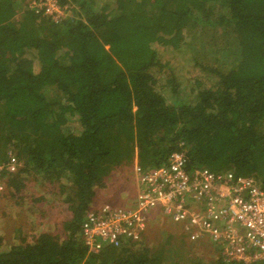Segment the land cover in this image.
<instances>
[{
	"label": "trees",
	"instance_id": "1",
	"mask_svg": "<svg viewBox=\"0 0 264 264\" xmlns=\"http://www.w3.org/2000/svg\"><path fill=\"white\" fill-rule=\"evenodd\" d=\"M26 1L0 0V161L20 163L2 200L34 206L44 229L18 219L0 264H179L166 251L183 256L182 238L88 253L80 235L119 169L175 152L188 172L252 177L264 192V0H58L69 12L57 21ZM52 208L65 217L49 229Z\"/></svg>",
	"mask_w": 264,
	"mask_h": 264
},
{
	"label": "built area",
	"instance_id": "2",
	"mask_svg": "<svg viewBox=\"0 0 264 264\" xmlns=\"http://www.w3.org/2000/svg\"><path fill=\"white\" fill-rule=\"evenodd\" d=\"M25 7L42 11L54 21L69 12V6L58 4V0H29ZM185 163L184 154L175 152L156 168L143 170L135 164L137 189L130 204H104L84 216L80 235L87 252L137 242L149 220L170 218L182 226L187 240L208 238L225 263H264V192L256 181L206 168L188 172ZM18 167L19 161L8 151L0 161V203L5 177Z\"/></svg>",
	"mask_w": 264,
	"mask_h": 264
},
{
	"label": "rangeland",
	"instance_id": "3",
	"mask_svg": "<svg viewBox=\"0 0 264 264\" xmlns=\"http://www.w3.org/2000/svg\"><path fill=\"white\" fill-rule=\"evenodd\" d=\"M27 2L28 1L23 3V5L24 6L27 5ZM23 5H22V7H23ZM119 171L122 172V174L118 176L117 180H115L114 182L112 180V182L113 183L121 182L126 187L131 189L133 187L132 183L136 182V180H134L135 177L130 180V178L132 176H134L133 173H132L131 167L126 168V169L125 168L119 169ZM32 191L37 196L40 195V196H43L44 198H46L47 200L49 199L50 202L53 201L52 196L49 193L46 192V188H42L40 185L32 183L31 187L29 188V193L31 194ZM103 192H104L103 190H98L97 191L96 197H95V199L93 201L94 204L98 203V200L101 197H103L104 195L107 196V194H102ZM44 203H42V204H44ZM0 206H1L0 210L3 212L2 214L0 213L1 214L0 215V235L4 234V237H8V239L11 238L10 229L13 226L17 227L20 224L21 221H18V219L19 220L25 219V221L33 222L34 226H36L34 228H37V225H39L40 221H42V219L39 218L40 217L39 216L40 212H35L34 210L36 208L34 206H31L32 210L28 209V208H25V206L22 207L23 209L20 210L19 207H13L11 202L5 203L3 200L1 201ZM44 206L47 207L48 205L45 204ZM98 207L99 206H94V207H91V209H95V208H98ZM24 212H25V214H22ZM29 212H33V213H31L29 215ZM48 212H50L52 214V217L48 221L49 229L54 227V224L59 225L60 221L62 219H64V217H65V215H64L65 211L64 210L61 211L60 208H52L51 210H48ZM3 214H5L6 216L4 217ZM20 215H21V217H20ZM28 215H29L28 218L24 217V216H28ZM46 222H44L43 224H46ZM27 227H28L27 229H25V227H24L25 235L26 234L29 235V234L34 232L33 230H31V227L29 225H27ZM43 229L44 228L41 229V226H38V228L36 230L40 231V230H43ZM176 232H177L176 225H173L172 223H170V221H168L166 218H155L153 221L151 219V221L149 220L146 232L142 236L141 241H143L142 244H144L145 247L146 246L148 248L158 247L160 245V243L165 241V237L166 236H175V237L179 238L180 235L176 234ZM34 233H36V232H34ZM182 241H183V244H184L183 245V248H184L183 256H181L182 252H181V254L174 255L173 251H172L173 247L172 246L167 247L168 251H166V253L170 257V259H173L172 260L173 262L176 261L179 264H201L203 262H209L208 260L212 261V260H216L217 259L216 258V251L212 252V250H215L214 246L213 247L212 246L209 247L208 245H202V244H199V245H186V241L184 243V238H182ZM204 242H205V240H204ZM217 253H218V251H217Z\"/></svg>",
	"mask_w": 264,
	"mask_h": 264
},
{
	"label": "crops",
	"instance_id": "4",
	"mask_svg": "<svg viewBox=\"0 0 264 264\" xmlns=\"http://www.w3.org/2000/svg\"><path fill=\"white\" fill-rule=\"evenodd\" d=\"M116 183L115 184L112 183L111 185H108V187L105 188L103 190L104 192L102 193V194H107V196L104 195L103 197H101L98 200V203H95V204L93 203L92 207L101 206V205H104V204H108V205H111V206H123V207L128 206L130 204V202L134 199V196L136 194V189H137L136 182L132 183L133 187L131 189L126 187L121 182H116ZM166 219L168 221H170V223H172L173 225L175 224V223H173V221L170 218H166ZM175 225H176V230H177L176 234L180 235L179 238L186 237V235L184 234V231L182 229V226L177 224V223ZM204 240H205V242H204ZM187 241H189V240H187ZM189 242H191L192 244L186 242V245H199V244H202V245H208L209 247H211V246L213 247L214 246L212 244V242L206 237L200 238L199 240L196 239L194 241H189ZM215 248H217V247H215ZM216 250H218V253L216 251V258L221 257L220 250L218 248ZM214 251L215 250H212V252H214ZM208 261H210V260H208Z\"/></svg>",
	"mask_w": 264,
	"mask_h": 264
}]
</instances>
